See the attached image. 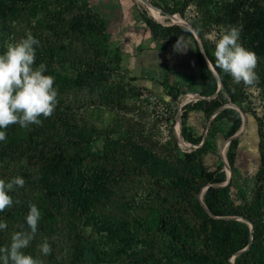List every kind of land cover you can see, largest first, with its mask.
Listing matches in <instances>:
<instances>
[{
  "label": "rangeland",
  "instance_id": "1",
  "mask_svg": "<svg viewBox=\"0 0 264 264\" xmlns=\"http://www.w3.org/2000/svg\"><path fill=\"white\" fill-rule=\"evenodd\" d=\"M183 2L24 0L19 6L0 13V53L6 50V43L26 38L29 33H36L41 41L56 46V66L45 73L55 77L54 87L59 93V102L52 115L68 123L59 122L60 139L76 140L79 148L87 154V161L102 156V144L110 137L122 139L130 136L171 163L182 158L187 151L202 147L203 162L209 170H224L227 178L231 173V194L240 202V196L251 193L258 183V174L262 172L264 177L261 165V157L264 156V78L261 76L264 72V53L259 55L257 46L260 43L248 37L244 22L237 24L227 17V8L235 3L240 12L262 15L264 0H189L184 6ZM149 4L159 11L160 17L154 16ZM169 7L182 9L171 12ZM73 16L74 22L69 23ZM174 16L186 20L193 28V24L203 28L202 37L197 32L202 44L204 41L215 44L221 31L232 26L242 28L240 42L246 48L255 44L254 49H249L259 57L256 68L259 80L253 86L238 84L247 92V100L243 104L246 126L243 125L242 113V121L238 124L237 120L227 118L213 120V116L207 118L201 110L191 109L197 100L204 97L197 91L201 85L196 58L197 37L186 22H178ZM169 27L175 30L169 32ZM93 57L106 60L111 71L108 80L89 81L79 76L78 69ZM225 106L237 107L231 102L225 103ZM185 112L187 126L201 137L199 143L185 140L181 133ZM234 129L235 133L230 136V131ZM0 130L6 131V137L17 135L26 143L38 140L31 125L25 129L14 124ZM236 134L239 144L234 168L231 169L226 165L227 152L230 139ZM38 152L34 144L2 154L0 178L9 181L22 176L26 190L33 191L32 178L41 168ZM134 173L135 176L129 177L118 175L111 187L113 195L108 208L112 220L108 226H113V229L119 223L116 219H121V216L124 220L125 217L131 219L137 213L142 216L143 225L148 224V205L152 192L158 189V183L143 172ZM165 189L170 191L171 198L175 196L170 183H162V194ZM205 190L203 187L195 196L197 201H203ZM183 214L188 217L191 212L187 213L184 209ZM3 219L0 216V221ZM87 232V250L82 256L86 264H115L114 261H121L114 256L112 237L115 235L110 230L103 231L101 235L88 227ZM10 242L0 241V247ZM92 246L98 252H93ZM24 251L35 257L31 247ZM65 251L59 254V258L64 256L67 259Z\"/></svg>",
  "mask_w": 264,
  "mask_h": 264
},
{
  "label": "trees",
  "instance_id": "2",
  "mask_svg": "<svg viewBox=\"0 0 264 264\" xmlns=\"http://www.w3.org/2000/svg\"><path fill=\"white\" fill-rule=\"evenodd\" d=\"M23 1L0 0V13L19 6ZM188 2L184 0L183 6ZM181 9L168 8L171 12ZM227 12V17L234 23H245L244 31L252 41L260 43L257 46L258 53L263 54L264 14L240 12L235 3L228 5ZM68 22L73 23L74 16ZM193 26L202 37L204 29L195 24ZM172 30L175 28H167L169 32ZM33 36L39 40V45L34 46L36 65L45 63L47 70L55 67L56 46L41 41L36 33ZM195 42L201 78L197 91L204 97L197 100L191 109L201 110L207 118L213 116V120L227 118L237 120L240 124V109L246 111L243 106L247 100L245 88L235 83L231 75L215 68V44L204 41V54L196 39ZM254 45L249 44V48ZM207 59L214 66L218 77L208 69ZM78 70L79 76L89 81L108 80L111 76L106 60L95 57ZM261 76L264 78V72ZM219 81L222 86L218 90ZM216 92L217 95L212 97ZM227 102L237 107H226ZM185 115L186 112L183 114L181 133L185 140L199 143L201 137L189 129L184 120ZM40 119V125H31L37 141L26 143L17 135H9L6 140L0 141V156L13 148L35 144L41 162V168L32 178L31 183L35 186L33 191L26 190L24 186H14L9 193L13 197V205L0 212L8 225L6 229L0 230L1 242H10L13 232L30 230L26 216L30 204L35 203L41 209L42 219L28 248H32L35 257L41 259L43 264H86L82 256L87 250L85 236L88 227L101 235L107 230L115 235L112 237L115 243L114 256L121 260L119 263L114 261L115 264H264L262 172L258 174V183L251 193L242 194L240 202H237L231 194V181L221 185L227 180L226 172L221 169L209 170L205 166L202 147L187 151L182 158L171 163L130 136L122 139L110 137L102 144V156L87 161V154L79 148L76 140L60 139L59 122L68 125L64 119L54 115ZM235 131L231 130L230 136ZM238 144V136L230 139L227 160L231 169L236 161ZM261 165L264 168V156L261 157ZM135 171L145 173L158 183V189L152 192V200L148 205V224L144 226L142 216L137 213L131 219L115 217L119 223L113 229V226H108L112 220L108 208L113 195L111 187L115 177L120 174L135 176ZM162 183H170V188L175 191L173 198L166 189L162 194ZM206 186L203 201H197L195 196ZM184 209L191 215L187 217L183 214ZM45 238L52 249L47 256L39 248ZM91 249L93 252L96 250L93 246ZM62 251L67 254L66 260L64 256L59 258Z\"/></svg>",
  "mask_w": 264,
  "mask_h": 264
},
{
  "label": "clouds",
  "instance_id": "3",
  "mask_svg": "<svg viewBox=\"0 0 264 264\" xmlns=\"http://www.w3.org/2000/svg\"><path fill=\"white\" fill-rule=\"evenodd\" d=\"M241 31L242 28L237 26L221 31L215 41V68L231 75L237 84L253 86L259 80L256 72L259 57L254 50L240 42ZM36 45H39V40L29 33L26 38L6 43V50L0 53V129H7L14 124L25 129L32 124L40 125V117L52 116L58 105L59 93L54 87L55 77L45 74V63L36 65ZM208 69L212 70L209 64ZM4 140L6 131L0 130V141ZM24 185L25 179L22 176L9 181L0 178V212L13 205V197L9 193L14 186ZM29 207L26 223L30 230L14 232L10 244L0 247V264H43L41 259L24 251L35 238L42 219L37 204L31 203ZM7 226L5 221H0V230ZM39 248L44 256L51 254L47 238Z\"/></svg>",
  "mask_w": 264,
  "mask_h": 264
},
{
  "label": "water",
  "instance_id": "4",
  "mask_svg": "<svg viewBox=\"0 0 264 264\" xmlns=\"http://www.w3.org/2000/svg\"><path fill=\"white\" fill-rule=\"evenodd\" d=\"M189 28L192 30V32H193V33L195 34V36L197 37V40H198V42H199V46H200L201 50H202L203 53H204V47H203L202 41H201V39H200V37H199V34H198L197 31L192 27L191 24H189ZM204 54H205V53H204ZM207 61H208L209 65L212 66V71L215 72V75L218 77V74H217V72H216L214 66L212 65V63L209 61V59H207ZM221 86H222V83H221V81H219V88H218V90L221 89ZM216 95H217V92H216L212 97H215ZM240 111H241V113L243 114V125L246 126V125H247V118H246V116L244 115V111H242L241 109H240ZM236 136H238V134L234 135L233 137H236ZM233 137H232V138H233ZM226 165H227L228 167H230L228 162H226ZM230 178H231V173L229 172V176H228L227 180H226L223 184H221V185H226V184H228V183L230 182ZM216 185H219V184H216ZM207 187H208V186H206L205 189H207ZM246 248H247V247H245L243 250H245ZM243 250H241V251H243ZM238 253H239V252H238Z\"/></svg>",
  "mask_w": 264,
  "mask_h": 264
},
{
  "label": "bare ground",
  "instance_id": "5",
  "mask_svg": "<svg viewBox=\"0 0 264 264\" xmlns=\"http://www.w3.org/2000/svg\"><path fill=\"white\" fill-rule=\"evenodd\" d=\"M149 7H150V9H151V11H152V13L154 14V16L155 17H160V15H159V11L157 10V9H155L152 5H150L149 4ZM149 9V10H150ZM174 19L176 20V21H178V22H182V23H184V22H186L187 24H188V26H189V23L185 20V21H183V19L181 18V17H178V16H174Z\"/></svg>",
  "mask_w": 264,
  "mask_h": 264
}]
</instances>
